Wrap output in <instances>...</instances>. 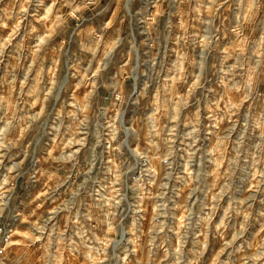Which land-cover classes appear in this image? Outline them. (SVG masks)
Masks as SVG:
<instances>
[{
	"label": "rangeland",
	"instance_id": "1",
	"mask_svg": "<svg viewBox=\"0 0 264 264\" xmlns=\"http://www.w3.org/2000/svg\"><path fill=\"white\" fill-rule=\"evenodd\" d=\"M0 264H264V0H0Z\"/></svg>",
	"mask_w": 264,
	"mask_h": 264
},
{
	"label": "built area",
	"instance_id": "2",
	"mask_svg": "<svg viewBox=\"0 0 264 264\" xmlns=\"http://www.w3.org/2000/svg\"><path fill=\"white\" fill-rule=\"evenodd\" d=\"M83 1V3H90L91 1H93V0H82ZM185 0H177V3L179 4V7L181 8V4L184 2ZM55 102H57V107L54 105V103ZM58 102H60V100H58V94H55V98H54V100H53V103L50 105V107H49V111L51 110H56V111H58L59 109H60V106H59V103ZM52 121H54V120H52ZM44 125L45 126H53V125H56V126H60V119L58 118V120L57 121H55V123L53 122V123H48V122H46V123H44ZM17 166L19 165V163H15ZM31 164H32V162H31ZM33 166H34V164H33ZM30 169H32V166L30 165V167L28 168V170H30Z\"/></svg>",
	"mask_w": 264,
	"mask_h": 264
},
{
	"label": "bare ground",
	"instance_id": "3",
	"mask_svg": "<svg viewBox=\"0 0 264 264\" xmlns=\"http://www.w3.org/2000/svg\"><path fill=\"white\" fill-rule=\"evenodd\" d=\"M171 114V113H170ZM179 198H181V197H179Z\"/></svg>",
	"mask_w": 264,
	"mask_h": 264
}]
</instances>
